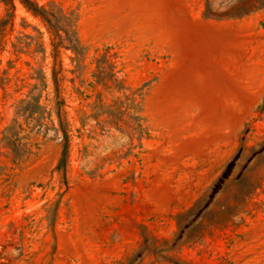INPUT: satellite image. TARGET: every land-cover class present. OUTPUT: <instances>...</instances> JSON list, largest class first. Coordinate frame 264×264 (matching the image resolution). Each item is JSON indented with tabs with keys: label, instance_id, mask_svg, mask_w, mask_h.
Segmentation results:
<instances>
[{
	"label": "rangeland",
	"instance_id": "1",
	"mask_svg": "<svg viewBox=\"0 0 264 264\" xmlns=\"http://www.w3.org/2000/svg\"><path fill=\"white\" fill-rule=\"evenodd\" d=\"M37 1L73 12L83 57L60 48L56 86L50 34L14 0L0 27V264H264V7Z\"/></svg>",
	"mask_w": 264,
	"mask_h": 264
},
{
	"label": "trees",
	"instance_id": "2",
	"mask_svg": "<svg viewBox=\"0 0 264 264\" xmlns=\"http://www.w3.org/2000/svg\"><path fill=\"white\" fill-rule=\"evenodd\" d=\"M4 5L5 17L0 19V27L5 24L8 20H12L13 12L15 10L14 0H0ZM19 2L28 11L32 12L35 16L39 17L43 24L46 26L48 33L50 34V45L52 47V80L56 85L57 82V58L60 52V48L71 49L75 54L71 59L77 62L83 57V48L79 44V40L76 35V30L73 29L75 26V16L72 11L65 13L61 8H55L53 5L46 6L45 4H40L37 0H19ZM264 7V0H234V3L225 10L223 13H219L211 8V3L206 0L205 4V15L206 16H243L254 12L256 10L262 9ZM64 33V34H62ZM26 38L30 39V42H25L24 45L29 47L32 41L30 35H25ZM40 46V45H39ZM22 49V48H20ZM44 52V48H41ZM57 86V85H56ZM64 105V100L61 102H56L57 105L56 113L59 123V130L62 132V149L59 156L58 168L63 169L66 163L68 154V144H69V124L61 117L60 106Z\"/></svg>",
	"mask_w": 264,
	"mask_h": 264
}]
</instances>
